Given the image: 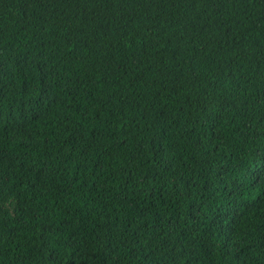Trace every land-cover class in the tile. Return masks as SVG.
I'll list each match as a JSON object with an SVG mask.
<instances>
[{
    "label": "trees",
    "instance_id": "1",
    "mask_svg": "<svg viewBox=\"0 0 264 264\" xmlns=\"http://www.w3.org/2000/svg\"><path fill=\"white\" fill-rule=\"evenodd\" d=\"M0 264H264V0H0Z\"/></svg>",
    "mask_w": 264,
    "mask_h": 264
}]
</instances>
